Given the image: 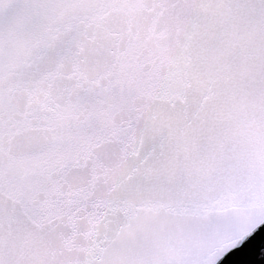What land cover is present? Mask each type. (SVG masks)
I'll use <instances>...</instances> for the list:
<instances>
[{
    "label": "snow or ice",
    "instance_id": "snow-or-ice-1",
    "mask_svg": "<svg viewBox=\"0 0 264 264\" xmlns=\"http://www.w3.org/2000/svg\"><path fill=\"white\" fill-rule=\"evenodd\" d=\"M264 225V0H0V264H220Z\"/></svg>",
    "mask_w": 264,
    "mask_h": 264
},
{
    "label": "water",
    "instance_id": "water-1",
    "mask_svg": "<svg viewBox=\"0 0 264 264\" xmlns=\"http://www.w3.org/2000/svg\"><path fill=\"white\" fill-rule=\"evenodd\" d=\"M220 264H264V225L242 247L230 252Z\"/></svg>",
    "mask_w": 264,
    "mask_h": 264
}]
</instances>
